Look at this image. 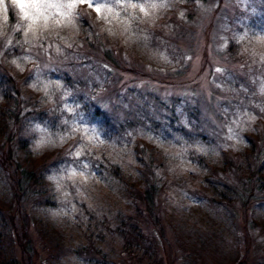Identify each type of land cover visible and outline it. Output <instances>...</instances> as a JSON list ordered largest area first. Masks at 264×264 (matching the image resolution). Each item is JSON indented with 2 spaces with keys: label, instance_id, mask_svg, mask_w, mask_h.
Returning a JSON list of instances; mask_svg holds the SVG:
<instances>
[{
  "label": "rangeland",
  "instance_id": "obj_1",
  "mask_svg": "<svg viewBox=\"0 0 264 264\" xmlns=\"http://www.w3.org/2000/svg\"><path fill=\"white\" fill-rule=\"evenodd\" d=\"M24 3L0 0V60L20 86L7 101L0 94V264H264V203L237 197L251 141L264 136V0ZM92 33L97 57L83 51ZM103 46L143 74L102 68ZM96 108L116 123L128 110L145 123L120 137ZM19 109L29 154L8 115ZM161 114L170 132L149 129ZM179 124L200 125L216 142L192 144ZM195 149L220 172L226 158L238 161L240 175L211 174ZM21 171L34 175L21 184ZM151 178L162 180L160 231L142 224L147 240L129 255L119 214L135 218ZM15 225L30 228L32 257Z\"/></svg>",
  "mask_w": 264,
  "mask_h": 264
},
{
  "label": "trees",
  "instance_id": "obj_2",
  "mask_svg": "<svg viewBox=\"0 0 264 264\" xmlns=\"http://www.w3.org/2000/svg\"><path fill=\"white\" fill-rule=\"evenodd\" d=\"M13 12H11L12 14ZM11 19H13V15L11 16ZM12 24V23H11ZM89 31L92 32V28H87ZM90 32V33H91ZM96 34L92 33V38L89 36L88 38H91L89 43L90 46L88 45V48L83 49V51H88V54L86 56L88 57H97L95 52V49L93 47L92 42H96ZM95 39V40H94ZM85 45H82V47ZM102 54L101 56H98V60L100 62V66L102 68H105L107 71L110 69L119 71L121 73H128L131 75H134L135 77L143 74L142 68L137 65L134 61L127 60L122 54L116 53L114 50L110 48H105L103 46L102 49ZM19 90L20 86L18 83H16L13 75L1 64L0 60V94L1 97L7 101L9 98V91L10 90ZM119 92V91H118ZM93 96V95H92ZM92 96L90 97V102L92 103ZM3 100V101H4ZM160 109V108H159ZM54 108L51 106L50 108H43L40 111H37L34 115L35 118H41L45 119L48 118L50 114H52ZM13 111V112H11ZM95 114L97 117L101 118L102 122L107 126L110 127L111 130L117 133L118 136H122L124 134V131H130L134 130L139 127L140 125H143L144 118L141 116H138L137 119L135 120L133 117L130 116L131 111L128 110L129 117L127 119H124L122 121L123 123H116L113 122L111 116L105 115V113L100 109L96 108ZM104 114V115H103ZM127 114V115H128ZM8 115L13 119L14 124L17 126L15 130H17L18 136H17V143L19 149L23 150L25 153L29 154L31 152L30 148V139L28 136H23L22 135V130L26 129V126L23 123H26L25 119V114H23L20 109L18 112L15 110H10L8 112ZM29 115V113H28ZM161 119L159 118L158 121H154L153 117L150 118L149 120L154 121L152 124L149 123V129L152 131H161L162 127H165L166 132H170V130L167 129V124L170 126H173V122L167 123V117L162 116L161 114ZM30 118V117H29ZM140 119V120H138ZM172 120L173 118H169ZM192 129V130H191ZM191 129H187L184 125L179 124L178 127H176V131L179 132V134H184L186 137H189V140L191 141L190 143L192 144H210V143H215L216 140L213 139V137L210 135L211 133L204 132L203 127L200 125H195ZM166 136V135H165ZM191 137V138H190ZM253 137L250 138L252 140ZM169 139V137H168ZM253 151L250 152V154L247 157V169L249 171V176L246 178V184L242 185L243 190L237 193L238 199H240L243 203L250 204L251 202H255L256 204L258 203H264V178H263V173H264V136H262L259 140H252L251 141ZM193 154L194 159L199 163L202 164L203 166H207L208 169L211 171V174H219L222 172L223 177H228L232 173V170L235 172L241 173L242 168L238 166V161L235 162L233 159L227 158L225 159L224 163V168L220 172L218 170V167H214L207 159L206 156L202 153L200 150H192L191 151ZM225 155V152L223 153V156ZM7 156H5L6 159ZM233 161V162H232ZM9 162H7L8 164ZM60 160L56 159L52 165L56 166L59 165ZM146 165L150 166L148 163L144 162V166ZM110 166L112 164L110 163ZM113 167V166H112ZM148 169V167H146ZM118 173L117 171H115ZM120 175V173H118ZM34 175V172L30 171H21L19 182L23 184L24 182H28L32 176ZM144 185L140 187L139 189L141 192L138 193L137 199L139 200V205L136 206L137 215L135 218L128 216V215H123L119 214V218L122 221L123 226L119 228L121 232H124L126 236V242L127 244L124 247L125 253L132 255L134 252V248L136 246L142 245L144 242L147 240V236L145 235V229L143 230L142 224L146 223L147 221H152L155 222V227H157V230L160 231V228L156 222V215H155V206L157 199L160 194V188L162 185V180H157L156 178H151L149 180L145 181ZM138 189V190H139ZM39 202L45 204V201L48 200L47 198L45 199L42 195H39L38 197ZM12 224L14 225V221L12 220ZM17 225V224H16ZM15 225V232L17 235V242L19 247L21 248L22 251L27 252L30 257H32V247H33V240L30 237V228L29 227H23L24 229H17ZM94 250L91 249L88 251L90 254ZM94 257V256H93ZM96 258V257H95ZM102 263L109 264L107 260H103ZM1 264H14L12 262H1Z\"/></svg>",
  "mask_w": 264,
  "mask_h": 264
},
{
  "label": "snow or ice",
  "instance_id": "obj_3",
  "mask_svg": "<svg viewBox=\"0 0 264 264\" xmlns=\"http://www.w3.org/2000/svg\"><path fill=\"white\" fill-rule=\"evenodd\" d=\"M14 2L19 3L21 10L24 9V7H25L24 0H14ZM82 2H83V0H82ZM98 2H99V0H98ZM32 6H35V4H33ZM25 16L27 17V13H25Z\"/></svg>",
  "mask_w": 264,
  "mask_h": 264
}]
</instances>
